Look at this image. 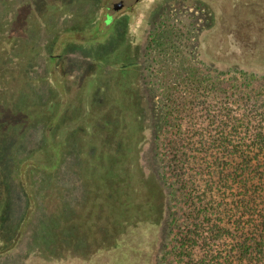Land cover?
<instances>
[{
	"label": "rangeland",
	"instance_id": "1",
	"mask_svg": "<svg viewBox=\"0 0 264 264\" xmlns=\"http://www.w3.org/2000/svg\"><path fill=\"white\" fill-rule=\"evenodd\" d=\"M119 1L0 0V264H163L161 84L264 44V0Z\"/></svg>",
	"mask_w": 264,
	"mask_h": 264
},
{
	"label": "trees",
	"instance_id": "2",
	"mask_svg": "<svg viewBox=\"0 0 264 264\" xmlns=\"http://www.w3.org/2000/svg\"><path fill=\"white\" fill-rule=\"evenodd\" d=\"M238 50L226 67L200 60L161 84L163 264H264V44Z\"/></svg>",
	"mask_w": 264,
	"mask_h": 264
},
{
	"label": "water",
	"instance_id": "3",
	"mask_svg": "<svg viewBox=\"0 0 264 264\" xmlns=\"http://www.w3.org/2000/svg\"><path fill=\"white\" fill-rule=\"evenodd\" d=\"M139 0H120L119 2H116L114 4L115 9H121L125 6L130 7L131 5L135 4L136 2H138Z\"/></svg>",
	"mask_w": 264,
	"mask_h": 264
}]
</instances>
